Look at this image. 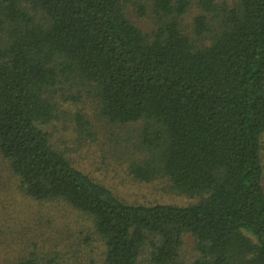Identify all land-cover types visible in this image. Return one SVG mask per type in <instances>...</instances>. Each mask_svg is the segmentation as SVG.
Returning <instances> with one entry per match:
<instances>
[{
  "label": "trees",
  "instance_id": "1",
  "mask_svg": "<svg viewBox=\"0 0 264 264\" xmlns=\"http://www.w3.org/2000/svg\"><path fill=\"white\" fill-rule=\"evenodd\" d=\"M73 106L77 148L94 108L107 142L126 130L106 156L195 203L127 202L75 165L51 129ZM263 133L264 0H0V157L24 199L91 234H34L10 264H186L184 235L190 264H264Z\"/></svg>",
  "mask_w": 264,
  "mask_h": 264
},
{
  "label": "rangeland",
  "instance_id": "2",
  "mask_svg": "<svg viewBox=\"0 0 264 264\" xmlns=\"http://www.w3.org/2000/svg\"><path fill=\"white\" fill-rule=\"evenodd\" d=\"M147 2L148 0H143ZM232 0H216L218 5L223 3L230 4ZM197 13V9L193 6L190 12L186 15V24L191 23L192 17ZM126 17L143 32L149 33L153 29V23L149 12L143 18H139L134 13L132 6L126 9ZM91 108V107H90ZM75 106L68 108L66 122H54L51 129L54 135L58 138H65V147L71 150L72 158L75 165L83 169L87 174L93 178L103 182L108 186L116 195L121 199L131 203L143 204H171L176 206H186L195 203V199L185 198L172 192L164 181H154L151 183H140L132 180L126 173L125 169L127 161L124 157L121 158L115 155L111 159L106 156L100 149V146L111 151V147L116 153H119L120 147L116 145L122 144L126 130L115 128L119 134L112 137L111 142H107L110 138V132L106 131L100 125V121L95 120L94 108L87 109L90 120L92 121L91 132L94 135L95 141L92 145H87L77 148L75 142L72 141V132L69 128H73ZM62 111L61 113H63ZM85 114V112H83ZM63 117V115H62ZM65 117V116H64ZM63 117V118H64ZM66 129L64 130V128ZM112 132V131H111ZM61 141L60 139H56ZM261 165H262V184L264 187V133L261 136ZM76 149V150H75ZM119 158V159H117ZM16 178L9 172L7 163L0 157V264H10L17 258L23 257L26 250L25 246L35 239L34 234H43L46 238L52 235L69 234L72 236L76 243L85 238V235L91 234L86 231L87 223L75 215H64L62 212H67V209L62 206L56 208L49 205H39L34 202L24 199L18 191ZM73 220H77L74 222ZM71 222V225H67ZM194 240L190 235L183 236V245L180 250V259L186 264H190L198 257L195 251ZM93 255V254H92ZM91 256V254H90ZM99 254L93 255L95 264L99 263ZM88 258L84 259V262ZM145 260V258H144ZM145 264V263H144Z\"/></svg>",
  "mask_w": 264,
  "mask_h": 264
}]
</instances>
